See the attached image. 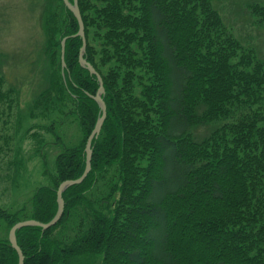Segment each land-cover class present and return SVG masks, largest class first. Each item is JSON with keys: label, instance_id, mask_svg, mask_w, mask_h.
Wrapping results in <instances>:
<instances>
[{"label": "trees", "instance_id": "1", "mask_svg": "<svg viewBox=\"0 0 264 264\" xmlns=\"http://www.w3.org/2000/svg\"><path fill=\"white\" fill-rule=\"evenodd\" d=\"M77 3L106 116L91 142L90 170L62 192L60 218L44 230H16L23 264H82L81 255L100 264H264V61L231 32L214 0ZM42 5L37 88L19 113L46 118L58 142L55 123L75 121L80 139L55 154L53 167L43 154L50 182L34 189L27 214L24 205L0 206L8 228L54 215L58 184L85 168L99 114L90 96L97 78L78 61L77 19L63 0ZM248 6L263 19L264 2ZM13 85L4 92L15 97ZM8 139L1 133L0 150ZM18 158L17 166L28 156ZM17 262L0 237V264Z\"/></svg>", "mask_w": 264, "mask_h": 264}, {"label": "rangeland", "instance_id": "2", "mask_svg": "<svg viewBox=\"0 0 264 264\" xmlns=\"http://www.w3.org/2000/svg\"><path fill=\"white\" fill-rule=\"evenodd\" d=\"M254 1L264 2L214 0V4L228 28L240 39L243 46L254 51L256 56L264 61V17L259 20V16L251 13L248 4ZM43 2L0 0V92L6 94L4 91L11 83L15 84L13 86L18 92L15 97L10 93L0 100V136L1 133H7L10 147L0 150V206L13 211L24 205L27 208L26 214L29 212L34 189L42 183L50 182L43 167V154L47 156L48 166L53 167L55 154L64 145L74 144L80 139L79 127L75 121L61 125L55 123L54 130L61 138L58 142L55 136L44 128L46 118L20 114L22 108L27 107L32 91L37 88L33 86V79L39 72L40 59L43 58L40 49L45 40L40 26ZM10 96L12 101H8ZM30 128L31 132H39L42 137L40 142L35 140L32 133L29 134ZM201 130L205 131L206 127L203 126ZM15 146L16 149L13 148ZM21 154L28 158L23 165L17 166ZM52 171L53 168H49L48 173ZM7 231L8 225L0 217V237H6ZM81 256H78L79 260H86L82 264H100L98 256Z\"/></svg>", "mask_w": 264, "mask_h": 264}, {"label": "water", "instance_id": "3", "mask_svg": "<svg viewBox=\"0 0 264 264\" xmlns=\"http://www.w3.org/2000/svg\"><path fill=\"white\" fill-rule=\"evenodd\" d=\"M64 4L68 7L69 10L72 11L73 15L77 19L78 23V30L74 33V35L79 36L81 38V46L79 48V53H78V61L79 64L88 69V71L91 74H94L97 78L98 81V88L95 92V94H90V96L97 102L99 106V114L96 118L95 124L90 131L89 135L87 136V139L85 141V168L82 172V174L76 178H67L62 180L57 188H56V202H57V208L54 213V215L48 220V221H41L36 218H24L16 221L15 223H12L10 227L8 228L7 231V239L9 244L13 249L16 250L17 255H18V262L17 264H23L24 263V254L22 252V249L17 243V238H16V230L22 226L26 225H38L41 227L42 230L50 227L53 225L62 215L63 209H64V199L62 196V192L70 185L76 184L81 182L88 171L90 170L91 167V155H92V146L91 142L94 137H96L101 129L102 123L105 119L106 116V104L105 101L102 98V94L104 92V86H103V81L100 73L94 68V66L84 57L85 49H86V38H85V31H84V23L81 17L80 9L78 7L77 0H63ZM66 37H63L61 40V48H60V60H61V66H62V72L63 69L66 65L65 59H64V52H65V41Z\"/></svg>", "mask_w": 264, "mask_h": 264}]
</instances>
